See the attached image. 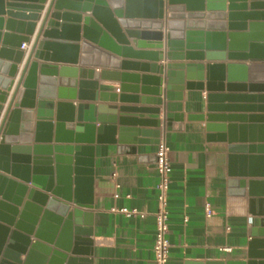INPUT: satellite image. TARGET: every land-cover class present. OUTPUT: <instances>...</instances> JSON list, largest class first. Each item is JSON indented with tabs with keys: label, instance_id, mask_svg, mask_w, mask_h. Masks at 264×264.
<instances>
[{
	"label": "water",
	"instance_id": "1",
	"mask_svg": "<svg viewBox=\"0 0 264 264\" xmlns=\"http://www.w3.org/2000/svg\"><path fill=\"white\" fill-rule=\"evenodd\" d=\"M139 24L154 32L130 30ZM126 36L133 43L152 37L158 49L165 40L169 61L233 62L170 63L159 69L165 76L164 121L168 131L180 130L183 91L205 90L206 113L187 119L206 122L208 141L228 144L230 177L264 178V0H0V264H92L93 215L81 210L94 206L95 145L157 144L160 131L120 127L117 133V107L70 102L105 101L108 93L94 91L96 80L114 81L117 73L49 64H117L109 54L131 52ZM33 38L23 61L20 47ZM257 74L261 81L254 80ZM58 87L64 88L57 92ZM129 89L137 90L119 85L120 102L138 100L122 95ZM224 91L228 94L215 93ZM152 92L159 95V89ZM119 111L159 114L158 108ZM118 122L159 126L155 119L124 115ZM257 128L263 131L259 145L251 140ZM149 135L154 141L143 138ZM245 184L251 215L245 261L207 264H264V181L231 180L228 187L245 195Z\"/></svg>",
	"mask_w": 264,
	"mask_h": 264
},
{
	"label": "crops",
	"instance_id": "2",
	"mask_svg": "<svg viewBox=\"0 0 264 264\" xmlns=\"http://www.w3.org/2000/svg\"><path fill=\"white\" fill-rule=\"evenodd\" d=\"M140 13L141 17H146L149 12L143 7ZM42 14L43 12H41V16ZM133 21L147 20L134 19ZM40 22L41 20L37 21L35 33ZM130 30L154 32L151 26L144 24L131 27ZM163 33H166L165 28ZM125 38L128 43L125 47L129 48L131 52L128 54L120 52L114 55L108 53L117 61V64L89 62V66L84 67L79 64L71 66L64 63L49 65H56L57 69L75 67L93 73H100L106 69L117 73L119 75L117 80H96L97 89L94 91L95 93H108L105 101L96 98L95 100H72L70 102L74 105L82 102L88 105L117 107V122L114 124L117 127V133L120 127L138 131H160L158 143L160 140L165 141L169 148L171 162L168 190L169 264H207L227 260L245 261L251 216L247 185L245 184L241 188L245 195H240L230 192L228 182L231 180L247 182L250 179L264 181V178L258 174L253 178L230 177L228 174V157L230 154L228 144L226 142L208 141L205 129L206 122L187 119L189 115L206 113L207 92L205 90L191 91L185 89L183 91L182 113L184 121L182 128L180 130H167L164 121L165 76L159 70L170 63H193L206 66L211 63L227 65L233 62L227 60L215 62H207L206 60L169 61L165 56V40L160 43L162 48L158 49L156 48L157 41L152 37H137L135 43L128 36ZM260 41V38H256L254 42L260 43ZM160 51H163L161 56L158 55ZM25 58L24 56L23 61ZM235 63L249 66L252 62ZM203 74H205V70ZM122 75L129 76V78L122 79ZM81 76V73H78L77 80H80ZM83 76L85 80L88 77L86 73ZM144 77H156L159 82L155 84L152 81H143ZM253 77H255L254 80L261 81L262 75L257 74ZM65 79L71 78L66 76ZM121 84L131 88L136 87L137 90L129 89L122 95L135 97L138 100L120 102L119 85ZM63 88L58 87L57 92ZM154 89H159L158 96L152 92ZM91 90L85 89L87 92ZM67 91L69 88H65V95L68 94ZM75 91L77 92V89ZM215 93L228 94L225 91ZM111 94L116 95L115 101H111ZM141 99L149 100L143 101ZM153 99H160L163 104L157 105L152 102ZM54 101L59 100L55 98ZM121 107L129 109L158 108L159 114L121 113L119 111ZM106 115L109 117V114ZM121 115L132 119H155L159 121V126L154 128L147 124L138 123L120 125L118 119ZM103 124L113 125L109 121ZM262 135L263 131L258 128L253 132L252 139L250 133H246V137H249L248 141L251 139L255 145H259ZM137 137L138 139L142 138ZM143 138L151 141L155 139L152 135ZM114 139L118 140V134ZM157 144L104 143L95 145L94 206L92 209L81 210L83 213L93 215V235L90 237L93 250L92 264H154L152 246L155 237L154 212L157 208L156 185L158 175L155 168ZM133 147L135 148L134 152L130 150ZM255 155L258 154L255 153ZM206 205L209 206L210 215L206 213ZM71 207L74 208L75 206L71 204ZM123 208L135 209L139 214L128 217L123 213L113 211V209Z\"/></svg>",
	"mask_w": 264,
	"mask_h": 264
},
{
	"label": "built area",
	"instance_id": "3",
	"mask_svg": "<svg viewBox=\"0 0 264 264\" xmlns=\"http://www.w3.org/2000/svg\"><path fill=\"white\" fill-rule=\"evenodd\" d=\"M34 38L29 43H22L20 49L24 51L25 57L30 53ZM155 168L158 175V183L156 185L157 189V208L154 212L155 221V237L152 246L153 261L154 264H169V247L170 243L168 240L169 227H168V190L170 182V172H171V162L169 159V148L164 140H160L157 144L155 151ZM116 196V195H115ZM125 214L126 216H136L139 214L135 209L128 210L123 209H113ZM206 213L210 215L209 206L206 205Z\"/></svg>",
	"mask_w": 264,
	"mask_h": 264
}]
</instances>
